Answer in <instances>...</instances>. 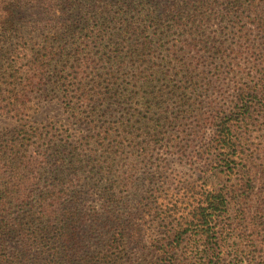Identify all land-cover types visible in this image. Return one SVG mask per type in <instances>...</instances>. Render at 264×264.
I'll list each match as a JSON object with an SVG mask.
<instances>
[{
  "label": "trees",
  "instance_id": "obj_1",
  "mask_svg": "<svg viewBox=\"0 0 264 264\" xmlns=\"http://www.w3.org/2000/svg\"><path fill=\"white\" fill-rule=\"evenodd\" d=\"M0 53L16 120L0 132V248L17 243L0 264H175L189 236L221 234L235 264H264V0H0ZM54 90L61 128L33 120ZM194 140L236 184L193 199L155 187L124 213L111 180H169L159 150ZM93 188L103 219L89 224ZM150 223L162 236L147 245ZM99 226L105 249L77 260Z\"/></svg>",
  "mask_w": 264,
  "mask_h": 264
},
{
  "label": "rangeland",
  "instance_id": "obj_2",
  "mask_svg": "<svg viewBox=\"0 0 264 264\" xmlns=\"http://www.w3.org/2000/svg\"><path fill=\"white\" fill-rule=\"evenodd\" d=\"M219 22L213 21L210 25L211 30L218 28ZM222 28H219L221 30ZM13 42L18 43L13 39ZM15 47V46H14ZM7 60L8 56H4L0 53V83H5V74L3 73L2 65L4 60ZM11 57V56H9ZM24 58L20 60L17 67L24 69L27 63V58L22 55L18 56ZM12 78V77H11ZM11 78L9 81H11ZM52 90V89H51ZM54 96L50 98L38 97L35 99V105L33 109V120L39 122L42 125H48L52 123L54 126L61 128L62 124L68 125L69 118L65 108L62 105L61 95L54 90ZM16 126V120L9 114L0 110V132L11 130ZM74 128V127H73ZM84 127L79 125L74 128V132H80ZM199 139V138H198ZM202 139V138H201ZM201 139L200 142H201ZM198 140L191 141L186 146V150L183 153H171L169 151L159 150L158 155L165 159L164 172L169 177V180H111L115 183V193L118 196H124L126 204L123 207V212L127 213L132 210L137 202L148 196L149 190L160 189L162 191L161 198L171 197H185L186 199H193L195 197L200 198L202 192L212 189H223V187L233 186L236 184V180H228L222 172H218L210 165L209 160L202 159L198 156L200 152L199 146H197ZM264 155V152L262 153ZM126 184V187L123 185ZM261 188L264 189V179H260ZM127 185H130L127 187ZM95 188L91 189L88 193V199L86 201V218L88 223L93 221V218L100 216L101 220L103 216L97 214L93 216L95 212L102 213L104 198L101 191H95ZM170 195V196H169ZM99 218V220H100ZM149 225V226H148ZM152 225V226H151ZM104 228V227H103ZM101 226L92 231L88 241L82 246L79 254L76 255L77 260H85L91 254L104 250L106 243H100L101 239L105 238V232ZM159 227L157 224H147L146 232L144 234L145 243L151 244L156 237H161ZM219 239L213 238L210 243H205V239L197 235H192L187 238L186 241L178 248L177 258L175 264H235L236 260V243L228 241L223 243V234L219 235ZM7 242L4 244L3 249L0 248V254L14 253L17 249V243L12 239L7 238ZM134 251L132 252V250ZM127 251L130 255H134L137 262L143 263L150 256L143 249L136 248L134 244L128 243L125 255Z\"/></svg>",
  "mask_w": 264,
  "mask_h": 264
}]
</instances>
